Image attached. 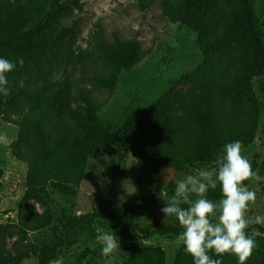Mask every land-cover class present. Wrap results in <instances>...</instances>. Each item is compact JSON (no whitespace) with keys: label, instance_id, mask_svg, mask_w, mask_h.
Returning <instances> with one entry per match:
<instances>
[{"label":"trees","instance_id":"trees-1","mask_svg":"<svg viewBox=\"0 0 264 264\" xmlns=\"http://www.w3.org/2000/svg\"><path fill=\"white\" fill-rule=\"evenodd\" d=\"M212 3L213 14L207 16ZM74 9H83L80 0H54L50 7L43 2L0 0V57L24 61L22 67L17 63L7 74L9 111L0 104V118L20 127L19 137L11 149L17 160L28 165L25 200L46 194L48 187L79 186L89 159L102 150L116 153L121 161L132 153L138 165L150 169L159 184L170 186L188 166L212 162L225 144L240 140L247 147L254 142L258 118L246 117L244 105L256 99L251 80L264 77V33L255 17L253 0L165 1L163 10L170 22L205 37L200 44L204 55L200 67L204 74L201 92L193 97L190 108L179 118L172 115L179 99L170 90L146 109L128 114L115 126L99 121L89 101L92 111L88 114L64 106L55 88L59 85L52 81V69L58 64L56 51L66 37L69 42L66 63L74 58L77 27L61 25V20L72 16ZM216 15H220V23L215 21ZM139 50L136 41L122 46L113 56L118 69L127 68ZM21 80L23 88L19 86ZM94 82L114 91L117 74L95 77ZM50 101L53 102L51 110L47 106ZM49 112L55 120L52 125L45 118ZM53 128L57 129L55 133ZM57 133L60 136L56 137ZM207 197L219 200L220 186L209 189ZM98 224L118 227L144 239L152 234L177 237L182 231L179 225L159 220L142 227L128 211L105 201L91 214L68 219L53 228V239L33 250L38 264H51L58 251L65 247L67 235ZM21 226L24 235L34 228L26 220H22ZM254 229L264 234V227L260 225L247 231ZM127 250L131 264H167L161 248ZM25 253L27 250H22ZM213 258H221L222 264H238L237 258L230 254ZM0 264L11 263L0 255ZM174 264H193L183 246ZM246 264H264V252L253 254Z\"/></svg>","mask_w":264,"mask_h":264},{"label":"rangeland","instance_id":"rangeland-1","mask_svg":"<svg viewBox=\"0 0 264 264\" xmlns=\"http://www.w3.org/2000/svg\"><path fill=\"white\" fill-rule=\"evenodd\" d=\"M11 1L43 2L50 7L54 0ZM165 1L168 0H80L83 9H74L72 16L61 20L63 27L76 25L77 34L71 61L66 63L68 37L56 51L58 64L53 67L51 78L59 85L55 88L60 102L77 112L88 114L92 111L87 104L89 101L95 107L94 113L99 121L115 126L121 124L128 114L146 109L172 90L179 99L172 115L175 118L184 115L193 97L201 92L204 74L200 67L204 55L200 44L205 37H199L193 29L170 22L163 10ZM253 3L255 17L264 33V0H253ZM213 5L208 8L207 16L213 14ZM214 19L220 23L221 17L216 15ZM132 41L139 43V53L127 68L120 70L113 56ZM113 74H117L114 91L99 87L94 82L95 77ZM251 87L256 99L245 103L244 114L258 118V130L254 142L244 147L242 154L260 177L245 184L257 195L249 213L254 216L264 215V77L252 79ZM8 98L4 95L0 97V104L7 111ZM52 103L50 101L47 105L50 110ZM51 117L52 112H49L45 118L52 125L55 120ZM53 131L55 133L57 129L53 128ZM0 132H7L11 140L7 147L0 146V255L8 263L38 264L33 250L53 239V228L68 219L91 214L96 206L105 201L112 207L128 211L142 227L154 220L179 225L174 217H164L161 212V208L166 206L162 193L167 192L169 197L173 195L175 183L170 186L159 184L150 169L138 165L132 153L121 161L112 151H99L89 159L79 186L48 187L46 194L25 200L28 165L17 160L11 149V144L19 137L20 127L0 118ZM55 136L60 135L57 133ZM219 155H222V150L217 157ZM216 158L212 162L188 166L180 173L179 179L195 174L201 167H214ZM22 220L34 226L27 230L26 235L22 232ZM97 228L113 230L119 237L120 248L109 256L102 255V245L95 239ZM253 231L257 244L253 254H259L264 252V234L255 229L250 234ZM66 238L65 247L58 251L51 264H131L127 250L131 247L161 248L165 252L166 263L174 264L182 246L174 236L152 234L144 239L139 234L104 224L70 233ZM22 250H27L26 255L22 254Z\"/></svg>","mask_w":264,"mask_h":264},{"label":"clouds","instance_id":"clouds-1","mask_svg":"<svg viewBox=\"0 0 264 264\" xmlns=\"http://www.w3.org/2000/svg\"><path fill=\"white\" fill-rule=\"evenodd\" d=\"M17 63L22 67L24 61L21 58L13 62L0 57V95H9L7 74ZM19 86L24 87L23 80ZM10 143L8 133L0 132V146L7 147ZM243 151L240 140L225 144L214 167H201L195 174L176 180L174 194L170 197L167 192L162 193L166 206L161 212L164 217H174L178 221L182 231L177 240L184 252L192 257L193 264H222L221 258L213 256L225 254L234 255L238 264H246L257 247L255 232L250 234L247 230L252 225L264 226V215H249L257 195L244 181L259 180L260 177ZM218 183L221 198L213 201L207 193ZM95 239L102 245L104 256L120 248L119 237L113 230L97 228Z\"/></svg>","mask_w":264,"mask_h":264}]
</instances>
